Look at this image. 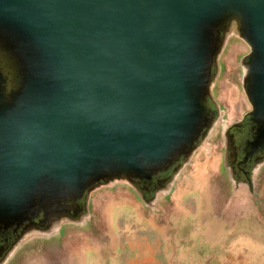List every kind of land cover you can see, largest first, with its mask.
<instances>
[{"label":"water","instance_id":"obj_1","mask_svg":"<svg viewBox=\"0 0 264 264\" xmlns=\"http://www.w3.org/2000/svg\"><path fill=\"white\" fill-rule=\"evenodd\" d=\"M231 6L264 118V0H0V176L20 193L47 167L79 184L112 156L168 155L201 118L214 20Z\"/></svg>","mask_w":264,"mask_h":264},{"label":"rangeland","instance_id":"obj_2","mask_svg":"<svg viewBox=\"0 0 264 264\" xmlns=\"http://www.w3.org/2000/svg\"><path fill=\"white\" fill-rule=\"evenodd\" d=\"M225 12L234 17L212 29L204 113L168 155L112 156L82 174L81 189L49 167L20 193L15 180L0 176V264H264L255 47L242 37V11ZM233 39L240 48L227 59Z\"/></svg>","mask_w":264,"mask_h":264},{"label":"bare ground","instance_id":"obj_3","mask_svg":"<svg viewBox=\"0 0 264 264\" xmlns=\"http://www.w3.org/2000/svg\"><path fill=\"white\" fill-rule=\"evenodd\" d=\"M226 11V9L225 10H222V11H220L219 13H218V15L216 16V18H215V20H214V25H216V26H218L219 28H224V26H225V24L227 23V22H229L233 17H234V15H231V14H229L228 12H225ZM242 37H243V39L248 43V44H250V42H248L249 40H248V35L246 34V29H245V27L243 28V34H242ZM248 41H247V40ZM226 49L223 51V54H224V56L228 59L231 55H232V53L237 49V48H240V43L238 42V40L237 39H233V40H229L228 41V43H227V45H226V47H225ZM226 58H225V60H226ZM227 61V60H226ZM207 65V64H206ZM201 103H200V105H201V108H204L205 109V104H204V102H203V99L201 98ZM201 111V110H200ZM204 113V110H203V112H201V116H202V114ZM263 118V117H262ZM200 120V118L198 119V121H197V119H196V121L195 122H193L192 123V125H190V128H188V130H187V132H186V134H188V133H191V132H194L195 130H196V128H197V126L199 125V121ZM263 126L264 125H262L259 129H260V132H261V130L263 129ZM204 145V144H203ZM203 145H201L200 146V148L199 149H201L202 147H203ZM199 169V168H198ZM188 176V175H187ZM190 176V175H189ZM191 177V176H190ZM185 179V178H184ZM184 181V180H183ZM81 180L79 181V187L82 185L81 184ZM78 187V186H77ZM82 187H80V189H81ZM77 189H79V188H77ZM79 192H81V190L79 191ZM40 257V256H39ZM46 258V257H45Z\"/></svg>","mask_w":264,"mask_h":264},{"label":"flooded vegetation","instance_id":"obj_4","mask_svg":"<svg viewBox=\"0 0 264 264\" xmlns=\"http://www.w3.org/2000/svg\"><path fill=\"white\" fill-rule=\"evenodd\" d=\"M261 132L263 133V135H264V126H263V129L261 130ZM260 142L259 143H263V140H262V138L260 137Z\"/></svg>","mask_w":264,"mask_h":264}]
</instances>
